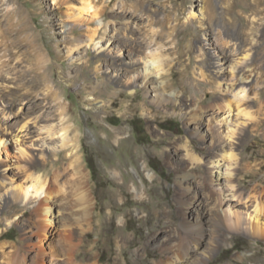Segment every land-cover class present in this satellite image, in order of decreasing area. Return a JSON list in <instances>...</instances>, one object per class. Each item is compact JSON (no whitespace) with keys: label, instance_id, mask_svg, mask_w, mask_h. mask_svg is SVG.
<instances>
[{"label":"rangeland","instance_id":"374dc122","mask_svg":"<svg viewBox=\"0 0 264 264\" xmlns=\"http://www.w3.org/2000/svg\"><path fill=\"white\" fill-rule=\"evenodd\" d=\"M237 1L0 0V137L6 140L8 152L0 154V194L3 196L0 199V245L6 242L8 250L12 251L23 245L24 264H56L52 246L58 242V233H63L62 225L54 218V224H47L50 236H46L39 233L35 219L28 225L29 216L20 219L24 206L32 211L39 204L35 192L30 202L18 200L19 210L5 211L9 209L5 200L13 199V192L5 186L9 183L15 188L18 184L31 186V179L38 176L53 180V160L62 155L68 159L60 172L77 158L75 165L80 164L99 198L92 218L93 228L84 234L78 231L73 240L83 256L91 261L99 256L101 262L115 264L121 255L117 238L123 234L134 236L123 246L127 264H155L161 253L147 243L149 235L161 233L170 225L182 230L179 208L174 200L177 173L167 162L166 153L171 148V154L184 158L183 152L177 155L172 145L176 139L183 143L187 136L202 156L209 143L192 135V127L182 117L181 108L188 109L196 101L192 92L182 96L183 105L177 109L166 107L151 102L150 95H145L141 87L142 79L132 85L127 84L128 77L139 75L140 59L151 50L163 53L165 70L170 69L166 79L174 81L172 88L177 90L179 53L184 54L186 62L193 59L189 70L195 83L201 79L202 69L217 81L230 80L231 66L239 57L247 55L241 64H248L246 74H251L246 88L247 96L250 95L248 109L261 114L264 104L256 100V93L264 86V0H242L255 5L252 9L236 7ZM137 2L143 3V8L136 16L132 15L131 7ZM203 5L212 8V17L207 9L204 14L201 12ZM180 6H184L181 13ZM236 12L245 18H239ZM167 18L170 30L175 26L184 32L175 30L170 37L157 43L154 31L163 29L162 21ZM189 18L194 20L192 26L199 29L197 34L187 28ZM94 29H97L96 34ZM206 34L209 40L205 39ZM102 39L118 42L110 45V42H101ZM225 39L230 42L229 47ZM234 48L239 51L233 56ZM223 53L231 55L226 64L218 63L217 55ZM207 58L211 62L202 61ZM101 80L112 87L111 96L114 89L124 94L113 103V97L96 91ZM132 90L138 91L132 95ZM214 91L216 86H208L202 96L208 99ZM228 95L230 98V92ZM129 101L140 106L133 112L128 111ZM91 102L103 106L105 119L97 116ZM250 124L248 117H240L235 137L228 140L239 146L238 152H245L255 132ZM121 127L128 130L117 139L112 128ZM49 129L56 133L50 135ZM62 129L67 130L64 146ZM17 133L29 151L28 158L20 157L15 148L17 142L12 136ZM124 145L128 151H123ZM251 147L246 154H256L244 158L243 162L254 167L255 174L243 178L253 188L264 179V167L260 168L264 155H259L264 153V143ZM144 159L156 172L153 180L142 172ZM114 167L121 169L125 182L141 184L145 180L152 191L151 197L139 199L126 187L122 193V181H116L112 175ZM70 184L63 183V186L68 189ZM262 193L264 188L258 192ZM149 204L152 205L150 210L147 209ZM162 209L171 210V217L162 216L159 213ZM245 213L244 210L243 216ZM230 235L214 248L213 259L206 264H264V235L254 234L243 225ZM238 253L242 256L238 257ZM4 260L0 252V264Z\"/></svg>","mask_w":264,"mask_h":264},{"label":"bare ground","instance_id":"6f19581e","mask_svg":"<svg viewBox=\"0 0 264 264\" xmlns=\"http://www.w3.org/2000/svg\"><path fill=\"white\" fill-rule=\"evenodd\" d=\"M239 6L243 9H252L255 5H250L239 0L236 2V7ZM183 7L180 6L178 8L180 13ZM208 7L203 5L200 10L204 14L207 9L210 17L213 14V10ZM131 8L132 15L137 16L139 10L143 8V3L137 2ZM191 15L193 17V12ZM208 15H206L207 18ZM236 15L241 19L245 18L240 13L238 14L236 12ZM188 20L187 28L197 34L199 29L192 26L194 20L190 18ZM162 24L163 29L154 31L157 43L170 37L175 30L178 33L184 32L176 29L175 26L170 30L168 18L164 19ZM199 27L201 28V26ZM96 32L97 29H94L93 33L96 34ZM205 39H210L208 34H206ZM92 40H94V36ZM101 42H110V45H116L118 41L108 39L104 41L102 39ZM229 43L225 39L226 47H229ZM99 48L100 46L97 45V49ZM76 49L79 50L78 46ZM131 50L134 51V49ZM138 50L141 51L140 48ZM156 51L151 50L145 56L141 57L140 62H142V66L139 75L128 77L129 82L127 84L131 83L135 85L140 81L139 79H142L141 87L145 95H150L151 102L166 107L173 106L175 109L183 105L184 97L182 96H187L188 93L191 94L192 92L191 96L196 101L188 109L181 108V111H183L182 117L192 127L190 133L192 135H198L201 139L205 140L209 143V147L204 148L205 156H202L196 150L193 141L187 136L183 143H179V139H176L172 145L177 155L181 151L183 152L184 158L175 157L174 154H171V148L166 153L167 162L177 173L178 186L174 194V200L179 208L182 230L170 225L161 233H151L147 239V243L155 246L161 253V256L155 260V264H206L209 259H213L212 252L214 248L221 242H224L228 235L235 233L236 227L238 228L243 225L249 228L254 234L264 235V194H258L259 190L264 188V179L252 188L250 183L243 178L245 175L252 177L255 174L254 167H250L247 163L245 164L243 160L246 157L252 158L256 154L252 153L251 156L247 155L246 150L249 147L255 143H264V111L260 110L261 115L255 114L248 109V98L250 95L249 97L247 96L246 88L251 82V74H246L249 65L241 64L247 55L239 57L236 63L231 66L232 78L230 80L217 81L216 78L214 79L208 76L202 69L201 79L195 83L191 80L189 70L193 59L189 58V61L186 62L184 60V54L179 53L177 61L180 66V77L176 79L179 83V89L177 90L172 88L175 82L166 79L170 69L165 70L162 58L163 53ZM238 51V49L234 48L233 52H231L233 54L231 55H237ZM133 55L136 56V54ZM231 55L226 53H223L222 56L220 54L217 55L218 63L222 64L223 62L226 64L231 58ZM96 57L101 59L99 56ZM202 61L209 63L211 59L207 58ZM171 70L175 72L173 69ZM97 73L99 74L98 77L101 76L99 68ZM130 79L132 80L130 81ZM208 86H216V92L214 91L206 99L202 96V93ZM111 90L112 87L110 84L104 80H101L96 88V91L102 95L113 97V103L118 100V97L124 94L123 91L114 89L113 95L111 96ZM137 91L132 90V95ZM182 92L183 95H180ZM229 92L231 94L230 98L228 95ZM256 94L258 95L256 100L264 104V86L258 88ZM179 101L181 102L179 103ZM91 106L95 109L99 118L105 119L101 104L91 102ZM139 106L140 104L129 101L126 108L128 111L133 112ZM240 117H248L251 120L250 125L255 131L249 140L250 142L246 144L245 152H238L239 146L228 141L235 137L237 121ZM112 129L113 135L119 139L126 133L127 127ZM48 133L53 135L56 132L53 129H49ZM66 134L67 130L62 129L61 135L64 138L63 146L66 145ZM12 137L16 139L17 145L15 148L18 150L19 156L28 158L29 151L23 145V138H21L19 133L13 134ZM6 148V140L0 137L1 155L8 153ZM127 149L126 145H124L123 151H128L129 149ZM259 155H264V153H260ZM67 159V157L61 155L53 160L55 165L53 180L47 181L38 176L31 179V186L18 184L16 188L12 187L10 183L5 186V182H3V186L8 187L13 192V199L5 200V205L9 207L5 211L9 213L19 210L21 207L18 200L22 199L25 202H30L33 198L32 194L35 192L34 195L39 198V204L32 211L26 209L24 206L20 219L29 216L30 219L26 220L27 225L35 219L34 223L39 233L46 236L50 234L47 229L49 227L47 224H54V218L55 222H60L63 233H58V242L52 246L53 255L57 257L56 264H106L100 261L99 256L93 261L89 257H84L82 250L78 248L79 246L77 247L75 246L76 244H73V240L78 231L83 233L93 228L92 218L99 198L96 194L95 187L90 184V179L86 178V173L80 169V164L75 165L77 158H73L69 162L63 173L60 172V169L67 165ZM7 167L9 171L12 170L9 165ZM263 167L264 161L260 163V168ZM141 169L147 178L151 180L155 178L156 172L150 168L147 159L142 161ZM112 175L116 181H122L120 182L122 193L126 187L135 193L139 199L151 197L152 191L147 188L145 180L141 184L135 181H131L130 183L125 182L123 172L116 167L112 169ZM68 182L71 184L68 189H65L63 183ZM32 187L35 189L34 191L31 190ZM2 198L3 196L0 194V199L2 200ZM251 206H254L253 210H251ZM151 208L152 205L149 204L147 209L150 210ZM244 210L246 211V216H243ZM192 211L195 213H192ZM159 213L169 218L171 217L172 211L162 209L159 210ZM123 221L120 220V222ZM1 237L2 235H0ZM133 238L134 236L131 235L125 236L120 234L118 236L117 243L121 247V255L120 258L116 259L115 264H127L123 253V246L126 242L132 241ZM23 251H25L23 245L12 251L8 250L6 242L2 243L0 245V252L3 254L5 260L1 264H24L23 257L21 258ZM237 256L241 257L242 254L238 253Z\"/></svg>","mask_w":264,"mask_h":264}]
</instances>
